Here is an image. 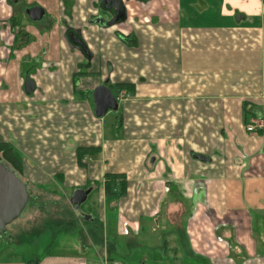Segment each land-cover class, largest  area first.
I'll list each match as a JSON object with an SVG mask.
<instances>
[{
    "label": "crops",
    "instance_id": "crops-1",
    "mask_svg": "<svg viewBox=\"0 0 264 264\" xmlns=\"http://www.w3.org/2000/svg\"><path fill=\"white\" fill-rule=\"evenodd\" d=\"M36 1L48 9L41 29L49 30L56 16L62 22L43 33L40 48L38 40L12 44L8 20ZM124 5L122 20L100 23V0H0V38L8 35L9 54L0 63L16 66L14 53L23 52L17 74L23 99L41 100L32 115L46 111L17 123L2 118L11 107L0 103V126L10 131L0 141L21 158L30 198L40 190L54 200L65 189L88 188L99 197L97 211L78 209L73 194L69 206L57 209L56 233L78 239L68 245L71 254L48 253L27 264H87L80 251L91 248L94 264L111 259L117 242L105 225L114 215L127 246L159 247L171 264H264V0ZM71 32L78 40L69 39ZM118 83L130 84L132 98L119 102L110 120L96 117L94 88L106 84L116 95ZM259 122L262 129L247 130ZM86 146L99 151L84 156L82 166L77 149ZM52 173L49 180L45 174ZM107 174L121 175L123 194H106ZM22 220L0 240L18 241ZM147 220L152 230L162 224L159 240L142 230ZM32 230L24 233L43 232ZM8 250L0 248V264H26L6 257Z\"/></svg>",
    "mask_w": 264,
    "mask_h": 264
},
{
    "label": "rangeland",
    "instance_id": "rangeland-1",
    "mask_svg": "<svg viewBox=\"0 0 264 264\" xmlns=\"http://www.w3.org/2000/svg\"><path fill=\"white\" fill-rule=\"evenodd\" d=\"M1 22H3V20H0V24ZM46 37L47 36L39 37L38 39L39 46L37 47L40 48L41 41H43L42 38L45 39ZM7 38H8V35H7ZM7 38L5 37L4 39L0 38V58L2 57V59L4 60L7 59V56L9 55L8 49H7L8 46L5 44V40H7ZM30 47H33L32 50L29 49L30 51H33V52L36 51V44ZM21 53L23 52L19 51V52L14 53L17 58L16 59L17 61H15L17 62V64H15L16 66L13 65L14 63L13 62L12 66L6 69V67L4 66L5 64L3 60L0 63V103L9 104V106L11 107V108H6V113L4 112L2 114V118L6 119V121L10 120V121L17 122V123H18L17 120L21 122H25L31 118H36V117L40 118L42 117L43 114L46 113V111L45 112L42 111L41 113L36 112L35 114L32 115V112H31L32 108H35L37 106L38 104L37 101H41V100H38L39 97L37 100H31L28 102H26L23 99V95L21 93L23 90L20 87V80L19 78H17L18 65H19V61L21 60L20 55H22ZM113 89L115 90L116 88H113ZM121 91L117 93V91L115 90V93H116L115 96L118 98L119 102L121 101L123 102L126 99L132 98V94L129 93V90H127V92H126V89L122 92ZM33 101H35L36 103H34ZM27 103L32 104L31 109L26 108ZM19 111H21L20 114H18ZM55 111L58 112V110L56 109ZM115 113L116 112L114 111H110L104 118L107 120H110L111 117L115 115ZM8 130H9L8 127L5 128V126L3 125L0 126V139L8 138L9 133H10V131ZM37 133H39V131ZM75 148L76 147L74 145L71 146V150H74ZM30 163L33 165L36 164L33 160L30 161ZM51 168H52L53 173L57 169L55 166ZM41 169H42L41 163H39V165H36V168L33 169V170H36L35 172L37 171L39 172L37 173L34 172L33 175L40 176ZM23 172H24V168H23ZM53 173L45 174V176L48 177L49 180H52V176L55 175V174L53 175ZM20 175L22 176L23 173H21ZM22 179H23V176H22ZM107 179L108 178H106L104 181L105 184L108 181ZM117 184H118V181H117ZM40 192L41 194L40 195L38 194L37 196L32 192L33 194L31 198L29 199V203L27 207L25 208L24 212L19 217L20 220L25 219V220H22V224L20 225V227H18V231L22 232V234L20 235V237H18V235L16 236L18 237L16 240L19 241L20 239L21 241L18 242V241H12L11 239L10 240L8 239V242H6L4 240H0L1 249L3 250L10 249L6 252L5 256L11 258L15 254L16 256H14V258H16L15 260H17V262L27 264L29 263L30 260L42 258L48 253L71 254L70 253L71 251L68 249L69 248L68 245L71 244L72 241L78 242V239L74 234L73 235L65 234L63 233V231L62 233L61 232L56 233V230L60 231L62 228L59 229L58 226L54 227L56 225V217L58 215L57 209L64 208L63 207L64 205L69 206L68 197H70L73 194V191L71 189H65V195H63V197L60 195H58L57 198L53 197L54 200H51L50 198L51 196H49L47 193L45 195H42L43 194L42 190H40ZM60 193L63 194L62 191ZM96 195L97 194H95V192H92L89 195L88 199L82 204V210L84 211V213L88 211L90 212L97 211L98 203L95 200L98 201L99 197L98 196L96 197ZM96 203H97V206H95ZM39 205H41V207H39ZM75 213L78 215L77 222L85 224V219L82 213L79 211ZM94 213L97 215L96 212ZM111 218H113L114 220H111V223L110 221L109 222L107 221L105 225V228L107 229L106 234L108 235V239L110 240L112 244L115 245V241L117 242V250L112 251L110 255L111 259L104 260L103 257L98 258V261H97L98 264H171L173 262L172 260L173 258L171 254H166L159 247H155L151 244H144V245L139 244L138 246H135V245L127 246L126 240H125L126 237L119 236L117 234L118 228H117L116 216L115 215L111 216ZM174 221L176 220H172V222ZM146 223H148V225L145 228L142 227V230H144V232L146 233V236L154 239L155 241L159 240L158 234L160 233V231H162V224L161 223L157 224L158 226L157 227L154 226V230H152L151 229L152 226L149 227V223L151 224V221L147 220ZM59 224L60 223H57V225ZM174 224L178 226V223H174ZM108 225L109 227L107 228ZM47 228L49 229L46 230ZM26 229H29V230L33 229L32 231L37 230L38 232L40 231H43V232L39 234L31 233V232L24 233ZM10 230L7 227V232L3 236L7 237L9 234H12ZM86 232H88V230H86ZM85 234H86L85 232L84 234L82 233V237L85 236ZM10 236L11 235H9L8 238ZM80 252L84 256V258L88 259L86 260L87 264H94V262H92V259L97 258L96 256L97 250L95 248L83 249Z\"/></svg>",
    "mask_w": 264,
    "mask_h": 264
},
{
    "label": "water",
    "instance_id": "water-1",
    "mask_svg": "<svg viewBox=\"0 0 264 264\" xmlns=\"http://www.w3.org/2000/svg\"><path fill=\"white\" fill-rule=\"evenodd\" d=\"M41 9V10H40ZM38 14L32 15L34 19H40L43 9H35ZM36 19V20H37ZM94 113L96 117L103 118L108 112H116L119 109V101L110 87L101 84L93 90ZM92 188L76 189L71 197V203L78 209L87 200ZM30 195L26 183L19 173L7 161L0 159V234L7 232V227L24 212L29 203Z\"/></svg>",
    "mask_w": 264,
    "mask_h": 264
},
{
    "label": "flooded vegetation",
    "instance_id": "flooded-vegetation-1",
    "mask_svg": "<svg viewBox=\"0 0 264 264\" xmlns=\"http://www.w3.org/2000/svg\"><path fill=\"white\" fill-rule=\"evenodd\" d=\"M11 3L21 4L22 0H8ZM100 5L102 8L103 13L96 17V20L100 23H109V22H119L125 17V5L124 0H100ZM45 6L36 1L34 3L24 4L22 5V18L19 15H12L11 18L8 20L10 24V33L12 36V44H15L20 47L28 46L32 43H35L38 40V35L43 36L44 32L51 31V29L55 26L56 23H61L62 19L61 16H56V22L51 23V28L48 29H41L40 25L42 21L47 17ZM43 9V14L40 19H34L32 15L38 14L39 11L34 12L35 9ZM41 10V9H40ZM60 15V14H59ZM60 18V19H58ZM21 19L23 21H21ZM33 30V31H31ZM49 31V32H50ZM37 33V37L35 35ZM69 39L71 40H78L75 35L71 32L69 34ZM0 159L5 161L3 158L2 152H0Z\"/></svg>",
    "mask_w": 264,
    "mask_h": 264
},
{
    "label": "trees",
    "instance_id": "trees-1",
    "mask_svg": "<svg viewBox=\"0 0 264 264\" xmlns=\"http://www.w3.org/2000/svg\"><path fill=\"white\" fill-rule=\"evenodd\" d=\"M114 86L116 87L118 92L130 88V84L127 83H118ZM98 151L99 147H79L77 149V158L80 165H86L84 162V156L95 155ZM0 152H2L5 161L10 163L19 174L23 173V162L19 155L16 153L14 147L9 142L0 141ZM105 178H108V181L105 184V192L108 196L121 195L125 192V183L121 179V175L107 174L105 175Z\"/></svg>",
    "mask_w": 264,
    "mask_h": 264
},
{
    "label": "built area",
    "instance_id": "built-area-1",
    "mask_svg": "<svg viewBox=\"0 0 264 264\" xmlns=\"http://www.w3.org/2000/svg\"><path fill=\"white\" fill-rule=\"evenodd\" d=\"M262 128H263V123L262 122L257 123V125L256 124H250V125L247 126V130L249 132H254V131L260 130Z\"/></svg>",
    "mask_w": 264,
    "mask_h": 264
}]
</instances>
